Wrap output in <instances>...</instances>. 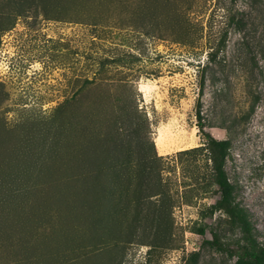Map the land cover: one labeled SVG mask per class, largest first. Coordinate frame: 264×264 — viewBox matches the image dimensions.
Returning a JSON list of instances; mask_svg holds the SVG:
<instances>
[{
	"label": "rangeland",
	"instance_id": "374dc122",
	"mask_svg": "<svg viewBox=\"0 0 264 264\" xmlns=\"http://www.w3.org/2000/svg\"><path fill=\"white\" fill-rule=\"evenodd\" d=\"M199 111L231 143L225 170L264 245V0H0V164H73L51 165L54 183L8 207L0 264H186L194 251L199 264H235L240 233L220 195L187 192L206 183L204 155L179 156L204 143ZM127 115L148 126L127 136ZM111 136L126 138L118 160L162 158L161 177L139 188L125 227L116 215L90 231L73 195L96 184L82 164Z\"/></svg>",
	"mask_w": 264,
	"mask_h": 264
},
{
	"label": "trees",
	"instance_id": "16d2710c",
	"mask_svg": "<svg viewBox=\"0 0 264 264\" xmlns=\"http://www.w3.org/2000/svg\"><path fill=\"white\" fill-rule=\"evenodd\" d=\"M235 21L236 18L232 17V22ZM197 115L198 127L203 134L204 143L199 147L179 152V156H188L191 161H197L198 156L204 155L207 171L203 179L206 180V183L199 184L198 188H190L187 192L190 195L194 193L196 195L200 190L206 193L208 189L215 188L220 195L216 203L218 211L222 212L228 218L229 226L232 229L238 230L240 233V237L235 244L227 250L230 257L236 258L235 264H264V245L258 241L249 211L237 202L236 187L230 181L231 179H229L225 170L231 143L229 140H217L206 133L200 111ZM123 122L127 126L126 129H128L129 135L127 136L130 137L141 134L140 132L146 127V123L148 126V120L146 118L142 119V116L140 118L137 115H127ZM124 139L126 138L120 136L108 137L105 140L107 141L105 144L108 149L105 148L101 156L91 159L94 164H82L83 166L89 165L91 168L93 167L95 174L92 178L96 184L89 186V188L84 185L81 186L80 193L78 194L75 191L73 199L76 204L82 203L81 208L84 212L85 219L88 218L87 221L89 222L90 231L95 230V227L96 229L100 228L106 218L109 221L113 220L116 215H123L122 217L124 218L118 220V224L124 226L127 223L124 222V219H127L133 210L137 212L134 216H139L143 201L146 199V197L144 198L142 196L139 188H145L144 186L147 187L150 183L155 182L152 181L155 177H161L160 162L162 158L156 154L145 157L142 160L143 162L141 161L142 163L136 164V167L130 164L128 158L118 160L117 156L119 155L115 153L118 150L122 151L124 149ZM113 155L116 160H113ZM51 165L53 168L59 166L62 168L64 165H69L68 169H73V164H0V213L3 212L0 215V219H2L0 220V227L8 223L11 224L7 218L10 217L12 219L11 211L8 210V207L15 206L17 204L16 202L24 199V197L31 196L34 192L44 187L46 183H54L52 181L54 177L52 176H54L53 171L55 172V170L50 169ZM72 173L69 171L68 178L73 176ZM61 177L58 176L59 179ZM133 179L140 180L136 184V190L130 188L133 185ZM1 205L6 206L3 211H1ZM170 206L172 207L171 199L166 194L159 208L162 223L164 224L167 220L163 219L168 217V209ZM94 214L96 215L94 216ZM113 222L117 224L116 220ZM132 223L136 225L135 221L127 224L130 229L134 227ZM206 227V225H203L198 229V233L205 236ZM207 243L216 250L223 248V243L216 234H213L212 240ZM200 255L199 251L190 253L186 264H199Z\"/></svg>",
	"mask_w": 264,
	"mask_h": 264
}]
</instances>
